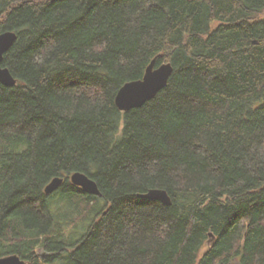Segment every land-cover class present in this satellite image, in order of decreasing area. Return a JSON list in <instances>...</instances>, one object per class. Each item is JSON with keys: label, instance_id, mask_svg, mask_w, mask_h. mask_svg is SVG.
I'll use <instances>...</instances> for the list:
<instances>
[{"label": "trees", "instance_id": "obj_1", "mask_svg": "<svg viewBox=\"0 0 264 264\" xmlns=\"http://www.w3.org/2000/svg\"><path fill=\"white\" fill-rule=\"evenodd\" d=\"M4 31L0 257L264 264V0H0ZM153 58L167 85L118 110Z\"/></svg>", "mask_w": 264, "mask_h": 264}, {"label": "water", "instance_id": "obj_2", "mask_svg": "<svg viewBox=\"0 0 264 264\" xmlns=\"http://www.w3.org/2000/svg\"><path fill=\"white\" fill-rule=\"evenodd\" d=\"M17 35L14 31H4L0 33V84L13 86L16 79L12 76L7 67L2 66L3 56L13 45ZM153 58L140 79L125 82L117 91L114 102L118 110L128 111L132 108L141 107L145 102L154 98L168 82L173 72V66L170 62H163L155 66ZM62 177H54L44 187L45 194H51L57 190L63 183ZM71 184L79 187L84 193L91 195H100L99 188L94 179L83 172H73L69 175ZM138 196L146 199L157 200L165 205L171 204V199L167 192L161 188H151ZM0 264H25V261L16 254H10L0 257Z\"/></svg>", "mask_w": 264, "mask_h": 264}, {"label": "rangeland", "instance_id": "obj_3", "mask_svg": "<svg viewBox=\"0 0 264 264\" xmlns=\"http://www.w3.org/2000/svg\"><path fill=\"white\" fill-rule=\"evenodd\" d=\"M75 224V223H74Z\"/></svg>", "mask_w": 264, "mask_h": 264}]
</instances>
